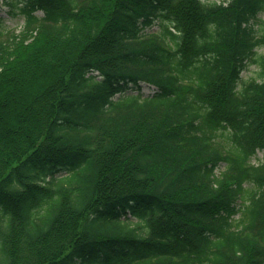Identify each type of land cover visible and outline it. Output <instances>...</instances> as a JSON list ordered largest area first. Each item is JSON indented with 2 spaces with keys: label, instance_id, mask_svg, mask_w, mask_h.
<instances>
[{
  "label": "trees",
  "instance_id": "1",
  "mask_svg": "<svg viewBox=\"0 0 264 264\" xmlns=\"http://www.w3.org/2000/svg\"><path fill=\"white\" fill-rule=\"evenodd\" d=\"M6 3L0 264H264V0Z\"/></svg>",
  "mask_w": 264,
  "mask_h": 264
},
{
  "label": "rangeland",
  "instance_id": "2",
  "mask_svg": "<svg viewBox=\"0 0 264 264\" xmlns=\"http://www.w3.org/2000/svg\"><path fill=\"white\" fill-rule=\"evenodd\" d=\"M8 0H0V17L3 18L2 21V26L5 27L6 29H16L19 31L21 27L23 26V17L21 16H15L12 13H10V6L8 3H6ZM213 1V0H211ZM221 1V0H217ZM158 24L156 23L154 26L151 27L152 30L158 29ZM259 72V69L256 64L251 63L248 65L244 71L242 72V78L243 80H249L255 76H257ZM144 93L148 94L151 92L150 88H148L146 85H144ZM136 92V90L134 91ZM119 96V95H117ZM264 158V151H259L255 156H253L251 161L253 163H258ZM222 169V166H221Z\"/></svg>",
  "mask_w": 264,
  "mask_h": 264
}]
</instances>
